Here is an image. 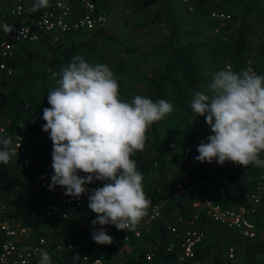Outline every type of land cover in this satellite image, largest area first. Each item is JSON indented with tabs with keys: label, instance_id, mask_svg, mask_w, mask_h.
Returning <instances> with one entry per match:
<instances>
[{
	"label": "trees",
	"instance_id": "1",
	"mask_svg": "<svg viewBox=\"0 0 264 264\" xmlns=\"http://www.w3.org/2000/svg\"><path fill=\"white\" fill-rule=\"evenodd\" d=\"M207 1L190 0L189 6L195 14L193 19L191 17L187 20L180 18L175 22L171 19L172 22L168 27L167 35L160 44V48L167 46L168 55L160 69L152 68L147 76L142 77V83L147 88L146 97L151 98L154 102L164 99L170 102L174 109L171 114L151 126L147 133L145 148L132 156V159L137 163L138 171L144 177L143 185L147 197L151 203L165 200L162 203V209L166 212H172L176 209V211L184 213L181 209L186 207L185 204L171 197V187L177 174V165L174 166L175 170L173 169L175 173L173 180L167 178L166 169L173 168L172 163L169 162L172 159L177 164L179 163V155L177 152L169 150L167 143L170 140H174L176 143L192 142L198 148L202 140L208 142L207 137L211 133L199 132L194 124L195 120L191 117L193 94L199 91L207 95L208 87L213 82L214 75L223 68V65L228 64L227 62L232 63L230 68L234 72L238 73L244 69L242 68V58L245 37L239 25L251 24L264 9V3L263 5H251L246 0H218L215 5L217 10H220L221 6L229 8L230 5L238 6L239 4L243 7L250 6L251 10L254 8L253 11L242 9L241 12H235L231 10L229 12L230 20L237 23V29L222 38L221 35L227 22L218 25L217 21L208 15L210 7L206 5ZM168 2L170 0L165 1L166 10L170 9ZM192 21L199 22L197 28L191 29L188 26ZM204 26L212 28L210 30L212 39L208 40L203 36L201 38L196 37L197 33L205 31ZM213 26H217L218 29L215 33L212 31ZM93 32L101 34L103 28ZM63 37L69 39V45L62 46L60 41L62 38L57 42L47 40L21 42L13 54L5 60L6 65L12 68L10 76H2L0 79V87H5V89L0 88V116L3 117L1 123L5 133L18 132L25 139L28 138L29 134L41 133L46 138L31 141L18 153V157H14L8 165L0 164V201L3 200L5 204L11 207L9 212L6 209L4 212L2 211L4 214L0 213V217L15 221L25 226L28 232L35 234H39L36 225L42 221L58 223L61 229H68L74 246L69 251L53 255L52 262L54 261V264H76V262L81 261L80 255L78 259H73V256L77 254L79 237L91 240L93 242L92 256L98 255L103 259L109 254L124 250V242L118 239L111 244H97L92 239L91 234L74 228V220L46 217L35 207L31 183L36 182L39 175L51 178L54 170L52 168L53 144L49 139V134L44 132L42 128L45 123L42 119L43 109L40 108L35 98L34 86L38 84L45 89V80L51 75L52 83L48 87V91L53 90L57 86L55 81L61 78L62 70L76 56L84 57L91 64H105L104 61L89 59L88 40H85V43L83 41L77 43L71 37L69 38V34ZM39 46H43L41 53H38L36 49ZM258 50L264 53V37ZM38 61L44 65H37ZM117 62L118 64L121 63L119 60ZM212 76L213 78H211ZM118 83L121 86V83ZM211 94L210 92L209 95ZM31 117L35 118L32 123L29 122ZM198 155L196 149V156ZM154 161L155 164H153ZM198 162L214 175L232 179L233 189L230 190L227 187V195L232 202L245 200L256 174L264 171V168L252 165L248 167L240 165L234 168V166H230L231 161H226L223 165L216 163L215 160L212 163ZM152 172L157 173V179L155 178L153 183ZM87 185L90 189L102 186L97 182ZM86 201L85 208L77 212L76 219L97 216L88 208V197ZM221 202L225 203L224 200ZM259 207V217L264 218V191L260 196ZM159 221L160 219L155 221L154 227L158 230V241L152 248L151 258L146 259L144 257L145 251L139 250L135 258L126 259V264H181L176 260L175 251L164 250L166 234L163 223ZM199 224L205 230V235L202 243L195 250L197 258H206L207 264H227L223 259V247L224 244L232 243L235 245V256L238 264H264L254 259L256 253L264 254V239L249 240L204 216L200 218ZM57 236L55 235L53 238ZM86 264L88 263L86 262Z\"/></svg>",
	"mask_w": 264,
	"mask_h": 264
},
{
	"label": "clouds",
	"instance_id": "2",
	"mask_svg": "<svg viewBox=\"0 0 264 264\" xmlns=\"http://www.w3.org/2000/svg\"><path fill=\"white\" fill-rule=\"evenodd\" d=\"M46 7L49 0H34L29 11ZM55 83L42 116L43 131L53 143L49 189L62 186L65 195L77 199L88 193V208L97 214L94 226L135 230L148 215L151 200L132 156L143 151L151 126L171 114L173 105L141 95L131 102L121 99L110 67L82 56L74 57ZM210 90L211 95L195 92L191 101V117L204 116L212 133L208 142H200L195 159L264 168V75L246 69L237 73L229 66L214 75ZM19 146H13L11 136H0V164L18 157ZM96 181L102 186L86 187ZM92 239L113 243L103 227L93 229ZM37 251L38 264H52L47 250ZM78 258V253L73 256Z\"/></svg>",
	"mask_w": 264,
	"mask_h": 264
},
{
	"label": "built area",
	"instance_id": "3",
	"mask_svg": "<svg viewBox=\"0 0 264 264\" xmlns=\"http://www.w3.org/2000/svg\"><path fill=\"white\" fill-rule=\"evenodd\" d=\"M33 3L34 0H10L5 7V15L0 19V78L9 68L6 58L21 42H57L66 34L104 28L108 21L110 0H49V7L30 12ZM208 15L218 25L224 24L229 16L223 9H210ZM224 67L228 68L229 65L225 64ZM34 121V117L29 119L30 123ZM0 136H11L13 146L20 144L18 153L26 146V139L21 133L7 134L3 125H0ZM167 147L179 155L178 175L172 183L171 197L186 207L181 209L184 213L177 211L169 221L163 223L165 251H175L176 260L181 264H207L206 258L195 256V250L205 235V230L199 224L202 216L249 240L264 239V218L259 217L264 171L256 174L245 200L232 202L227 195L229 181L214 175L195 159L197 147L194 143L170 140ZM34 189L35 207L42 215L74 220L76 230L91 235L94 228L103 227L113 241L121 239L127 242L131 238L141 237L163 213L162 205L155 202L151 203L148 215L133 231L118 230L114 225L94 226V218L76 219L77 212L86 206V193L77 199L65 195L62 186L53 193L42 192L40 184H36ZM73 246L69 233L50 240L44 234L33 235L25 226L0 217V264H38V249L47 250L52 259L53 255L69 251ZM223 255L227 264H237L234 244H227ZM151 256L150 251H145L146 259ZM80 260L88 264H103L100 257H89L84 253L80 254Z\"/></svg>",
	"mask_w": 264,
	"mask_h": 264
},
{
	"label": "rangeland",
	"instance_id": "4",
	"mask_svg": "<svg viewBox=\"0 0 264 264\" xmlns=\"http://www.w3.org/2000/svg\"><path fill=\"white\" fill-rule=\"evenodd\" d=\"M166 0H110L108 6V21L103 28V33L96 34L93 31H83L79 33L69 34L74 42H80L88 40V57L94 58L98 61H104L105 65L109 66L113 71L117 81L121 83L120 95L121 99L131 102L136 95L145 96L147 88L142 83V77L147 76L152 68L160 69L163 62L168 55L167 46L160 48V44L163 42L165 35H167L168 27L172 22L178 19L187 20L191 17H195L191 8H188L190 0L186 3L183 0H170V9L166 10ZM249 4H261L264 0H246ZM10 0H0V19L3 17V9L9 4ZM218 0H208L207 6L210 9H217L215 7ZM221 9L228 12V19L225 21L227 25L221 35L225 38L229 32H234L237 29V23L230 20V11L241 12L242 9L250 11L251 8L243 7L241 4L238 6L230 5L229 8L221 6ZM254 8L251 10L253 11ZM199 22L192 21L188 24L191 29L197 28ZM239 28L243 31L245 41L243 49L242 63L246 70H251L257 74L264 75V53L258 50L259 44L264 37V9L260 13L257 19H254L251 24L239 25ZM205 31L196 34L197 38L202 36L206 39H212V33H210V26H204ZM217 26H213V32L217 31ZM61 45H69V39L62 37ZM85 43V42H84ZM37 52L41 53L43 46L36 47ZM36 51V50H35ZM41 58V57H40ZM121 61L118 64L117 61ZM231 67V62H227ZM38 61L37 65H41ZM117 64L119 65L117 67ZM120 67V68H119ZM64 68V66H63ZM222 69H227L224 67ZM221 69V70H222ZM4 76V74H3ZM213 78V76L211 77ZM1 79V78H0ZM52 83V76H48L45 80V89L36 84L34 86V95L41 109L50 107L47 100V94L49 93L48 87ZM3 88V87H0ZM5 89V87L3 88ZM211 92L210 86L207 90V95ZM44 94V99H43ZM3 117L0 116V125H3L1 121ZM194 124L199 132L211 133L210 126L206 123L204 116H198L195 118ZM212 134V133H211ZM45 138L44 134L34 133L29 134L26 139V145L36 139ZM174 141V140H171ZM175 142V141H174ZM179 143V142H177ZM234 168L240 166L239 164H233ZM156 175H154V178ZM232 182V179H227ZM3 203V200L0 201ZM155 225V222L154 224ZM151 225L148 232H145L149 238L156 241L155 235L151 232ZM151 232V233H150ZM209 239V238H208ZM152 253V248L145 251ZM130 256L128 254L121 255L117 258L119 261L117 264H126V258ZM115 259V258H114ZM256 261L264 263V254L256 253L254 256ZM237 263V258H235ZM238 264V263H237Z\"/></svg>",
	"mask_w": 264,
	"mask_h": 264
},
{
	"label": "crops",
	"instance_id": "5",
	"mask_svg": "<svg viewBox=\"0 0 264 264\" xmlns=\"http://www.w3.org/2000/svg\"><path fill=\"white\" fill-rule=\"evenodd\" d=\"M3 12H5V8L3 9ZM77 33H79V32H77ZM11 74H12V68H8V71L4 74V76H10ZM49 139H50V137H49ZM169 162L172 163V167L173 168L172 169H166V176L170 180H173L174 177H175V173H174L173 169L176 167L177 163L173 159L171 161H169ZM230 166L232 167L233 164L230 163ZM176 169H177V167H176ZM176 171H177V174H176V177H177L178 169ZM154 175H157V173L156 172H152V174H151V178H153L152 183L154 182V180L157 179L156 178L157 176L155 177L156 178L155 179ZM96 182L98 184H102L101 181H96ZM50 183H51V178L49 176L46 177L45 175H39L38 179L36 180V182L34 181V182L31 183V192H32V194L34 193V190H35L34 186L36 184H40L41 185L42 192H44V193H48V192L49 193H53L59 186H57L54 189L50 190L49 187H48V185ZM228 183H229V185H228L229 189L230 190L233 189V181L232 182H228ZM86 187L89 188L88 185ZM86 195L88 197V193H86ZM164 201L165 200H162V201H159L158 203H160L162 205V203H164ZM5 209L9 212V209L11 210V207L8 206L7 204L0 203V213H2V211L4 212ZM8 212H6V213H8ZM175 213H177L176 209H174V211H172V212L163 211L159 222L160 223H164L166 221H169ZM2 214H4V213H2ZM94 219H96V217H94ZM12 222H14V224H17V225L19 224V223L15 222V221H12ZM154 226L155 225H153V227L151 228V232H154L155 235L152 234L151 236L153 238L156 237V241L155 242H154V240L149 238L147 236V234L143 235L142 237L131 238L129 241L124 242V250H120V251H118V252H116L114 254H109L103 259L101 256H98V255H93L92 256V253H93V242L91 240H85L83 237H79V239L77 240V253L79 255L84 253V254L88 255L89 257H96V256L100 257L103 260V264H117L119 262L117 260V258L120 257V254L121 255L128 254L130 256H128L127 258H135L137 256V252L139 250L145 251L146 249L154 248L155 245L157 244V241H158L157 240L158 239V230ZM36 229L39 232V234H44L50 240H54L55 238H53V237H55V235L57 236L59 234L56 237V238H58V237L62 236L65 233H69L68 229H61L60 225L58 223H52V222H48V221L39 222L36 225ZM31 234L34 235L35 233H31ZM225 247H226V245L224 244L223 251L225 250ZM91 250H92V253H91ZM52 264H54V261L52 262ZM73 264H75V263H73ZM76 264H86V262L79 261L78 263L76 262Z\"/></svg>",
	"mask_w": 264,
	"mask_h": 264
}]
</instances>
